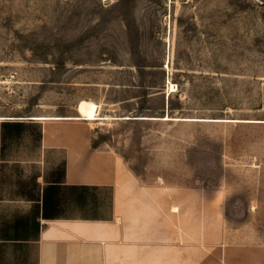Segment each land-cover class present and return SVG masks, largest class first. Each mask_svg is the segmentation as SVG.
<instances>
[{
    "label": "rangeland",
    "instance_id": "rangeland-1",
    "mask_svg": "<svg viewBox=\"0 0 264 264\" xmlns=\"http://www.w3.org/2000/svg\"><path fill=\"white\" fill-rule=\"evenodd\" d=\"M37 114L189 199L180 232L264 244V0H0V115Z\"/></svg>",
    "mask_w": 264,
    "mask_h": 264
},
{
    "label": "crops",
    "instance_id": "crops-1",
    "mask_svg": "<svg viewBox=\"0 0 264 264\" xmlns=\"http://www.w3.org/2000/svg\"><path fill=\"white\" fill-rule=\"evenodd\" d=\"M38 117L68 118L0 115V264H264L205 214L180 232L189 199L145 186L93 123Z\"/></svg>",
    "mask_w": 264,
    "mask_h": 264
},
{
    "label": "trees",
    "instance_id": "trees-1",
    "mask_svg": "<svg viewBox=\"0 0 264 264\" xmlns=\"http://www.w3.org/2000/svg\"><path fill=\"white\" fill-rule=\"evenodd\" d=\"M170 112H171V111H170V106L168 105V113H169L168 115H169V116H170ZM163 117H164V116H163ZM163 117H161V118H163Z\"/></svg>",
    "mask_w": 264,
    "mask_h": 264
}]
</instances>
